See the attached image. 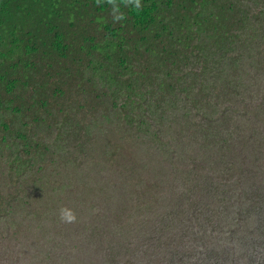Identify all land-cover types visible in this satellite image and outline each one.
Instances as JSON below:
<instances>
[{
    "label": "trees",
    "instance_id": "obj_1",
    "mask_svg": "<svg viewBox=\"0 0 264 264\" xmlns=\"http://www.w3.org/2000/svg\"><path fill=\"white\" fill-rule=\"evenodd\" d=\"M59 68L53 145L0 119V264H264V0H0V110Z\"/></svg>",
    "mask_w": 264,
    "mask_h": 264
},
{
    "label": "rangeland",
    "instance_id": "obj_2",
    "mask_svg": "<svg viewBox=\"0 0 264 264\" xmlns=\"http://www.w3.org/2000/svg\"><path fill=\"white\" fill-rule=\"evenodd\" d=\"M55 71H57V73H53L52 78L46 79V82H44V83L39 82V84L37 86L30 85L25 91L17 90V92L13 93V96H11V95L6 96V99H7V102L9 103L10 109L0 110V119L3 122H7L9 124H15L14 119H18L19 123L23 122V121L29 123L28 131H34V132L33 133L28 132V131L27 132L30 136L35 137V138H32V141H31L32 145H34L37 141L40 140L38 138H44L46 140L47 144L53 145V143H54L53 138L44 135L43 132H40L37 135L34 134L37 132L36 121L37 120L44 121L45 127H47L46 125H48V124H49V126L54 127V125L58 122L59 116L61 113L59 111V108H60L62 102L68 98V95L65 91V89L68 87H67V83H65V79L63 77V75H65V70L63 68H59V69H56ZM34 90H35V92H34ZM43 90L47 94V96L40 95V92ZM76 90L75 89L69 90V92L70 91L72 92L71 97H74L73 98L74 100L78 99V97H79V94L77 93ZM34 93L37 96L38 100L41 99L42 101L45 102V105H42V101H40V102L37 101L38 102L37 107L35 109H32V101L28 100V98ZM25 100H28V102L26 104L23 102ZM22 102H23V106H21ZM19 108H20V111L18 110ZM33 111H35V112H33ZM32 114H34V115H32ZM77 114L80 118L81 114L78 112H77ZM49 115L55 116V118L50 116V118H53L52 120H50ZM64 115H67V113H64ZM39 128H42V125H40ZM34 155L35 154H33V156ZM46 159H47V161L44 163V167L47 170L49 169L50 174H51L50 179L55 184L56 179L57 178L59 179V177L52 172L53 166H51V163H52V160L54 159L52 152L46 154ZM36 164L37 163H34V165H33V168L31 171V176L35 175ZM13 174H15V172ZM54 175H56L57 178ZM2 176L3 175L1 174L0 175V192L7 194L6 190H10V188H11L12 194L9 195L10 197H14L15 195H18L19 197L24 199L23 188L20 186H17L14 183V181H19V177L21 176L20 172H19V175H13L14 181H10L8 179H6L5 181H1ZM52 186H53V184L51 183V188H52ZM80 186L85 187L84 184H81ZM35 196L32 198L35 199ZM67 196H69L68 193H65L60 197L63 200H67ZM47 201H51V200L46 199L45 202H47ZM35 218L38 219V217H35ZM35 225H36V223H35ZM44 227H45V223H39V226L36 225L33 233L30 234L31 240L37 241V240H40L41 238H43L44 237L43 236V228ZM50 240H53V237H51ZM35 251L36 250H31V253L28 255L29 259L32 257V255ZM20 262L28 263V262H31V260L21 259Z\"/></svg>",
    "mask_w": 264,
    "mask_h": 264
},
{
    "label": "clouds",
    "instance_id": "obj_3",
    "mask_svg": "<svg viewBox=\"0 0 264 264\" xmlns=\"http://www.w3.org/2000/svg\"><path fill=\"white\" fill-rule=\"evenodd\" d=\"M61 219L62 220H67V222H73L75 220V215L74 214H70L67 217L65 216V210L61 209Z\"/></svg>",
    "mask_w": 264,
    "mask_h": 264
}]
</instances>
